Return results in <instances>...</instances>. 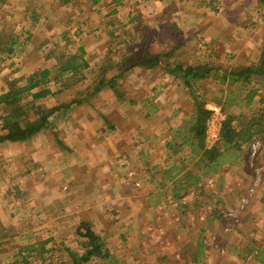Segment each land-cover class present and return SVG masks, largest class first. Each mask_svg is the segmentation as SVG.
Listing matches in <instances>:
<instances>
[{
    "label": "rangeland",
    "instance_id": "obj_1",
    "mask_svg": "<svg viewBox=\"0 0 264 264\" xmlns=\"http://www.w3.org/2000/svg\"><path fill=\"white\" fill-rule=\"evenodd\" d=\"M175 1L125 0L115 11L116 5L111 1L96 5L91 0H8L0 11V35L7 40L14 32H21L22 40L16 49L14 47L13 57L0 60V94L7 90L13 77L28 76L38 68H53L58 59L49 57L51 51L59 53L61 47L67 50V46L75 49L83 46L89 67L76 75L63 76L62 80L55 79L51 85L54 94L39 100L36 111L41 113L54 106H77V102L73 103L75 98L83 95L89 101L92 95L108 86H115L111 88L119 97L124 96L121 76L123 72L139 69L140 65L133 66L136 60L133 56L141 49L140 32L146 26L150 29L152 62L162 57L163 52H169L171 55L164 57L169 61L176 59L191 63L210 60L238 68L258 63L264 57V17L261 21L259 14H250L256 7L255 0ZM242 2L248 4L243 9L251 11L244 14L240 11L239 15L238 4L242 5ZM134 36L135 41L132 40ZM143 68L153 71L151 80L137 90L136 97L132 86L129 90L132 97L127 100H148L151 98V86L158 82L178 84L165 63L151 67L143 65ZM57 74L54 72L52 77ZM114 76L118 77L115 82L104 81L100 86L104 78L110 80ZM206 83L216 86L213 80L202 81L203 85ZM254 83V87L264 95V83ZM94 90L96 92L92 94ZM184 91L188 98L186 102L192 106L193 101ZM209 96L214 97V94ZM157 100L158 105L143 102L142 106L144 111H151L153 117L147 118L146 126L160 132L159 146L147 148L148 143H145L143 149L133 151V154L138 153L136 161L140 167L133 158L122 167L123 179H119V175L116 178L126 183V187L117 191L129 210V218L124 214L121 217L129 222L126 224L117 216L110 215L107 232L112 224H116V228L126 224L128 234L124 239L119 234L107 239L110 248L117 251V258H103L106 264H120L121 259V264H264V146L261 143L254 148L251 143L246 153L225 156H222L221 141L211 149L206 146L204 155L212 159L222 156L225 165L218 174L203 176L197 184L199 186L189 190L187 182H181L177 173L194 167L201 157L200 152L185 145L179 150H168L164 141L172 138L179 126L185 125L190 117L184 112L190 110L181 106L176 90L172 93L161 91L154 95V102ZM92 101L90 106L99 105V100ZM105 101L108 103L105 106H121L120 101L119 104ZM240 103L243 104L235 106V110L244 111L249 117L252 107L245 101ZM257 104L254 102L252 106ZM144 115L145 112L141 117ZM129 130H136L135 126H130ZM151 133L154 134L153 131ZM149 137L151 134H146V139ZM171 168L176 169L165 170ZM173 176L177 178L173 179ZM161 181H166V184L160 185ZM184 185H187L185 191L177 197L174 190ZM153 187L154 191L151 190ZM75 189L80 192L79 196L85 194L88 198L87 203L80 206V212L85 214L86 207L94 208L90 207L91 201L97 203L93 197L96 195L84 184ZM111 193V197L115 195V192ZM181 200L187 201L186 206L180 204ZM90 220L94 223L93 219ZM152 220L155 221L151 223ZM102 222L100 219L99 224L104 229ZM145 222L148 223L146 228L143 226ZM82 231L85 232L84 229ZM14 233L16 230L13 229V241L8 242L7 249L4 245L6 251L0 253V264H11L15 260L20 243ZM72 234L70 242L73 244L77 232L74 230ZM49 236L57 238L51 242L49 251L53 254L54 264H65L64 256L68 253L65 251L61 258V250L66 246L62 236ZM127 237L129 239L125 240ZM0 242L4 244V239L1 238ZM196 243L201 244L200 248H194ZM77 244L80 246L79 237ZM196 251L197 257H194L193 252ZM123 252L124 258L121 256ZM147 256H150L148 261L140 260ZM38 257L39 254L32 257L34 264L42 261L47 264L46 256H41L42 260ZM99 262L95 260L87 264H101Z\"/></svg>",
    "mask_w": 264,
    "mask_h": 264
},
{
    "label": "crops",
    "instance_id": "obj_2",
    "mask_svg": "<svg viewBox=\"0 0 264 264\" xmlns=\"http://www.w3.org/2000/svg\"><path fill=\"white\" fill-rule=\"evenodd\" d=\"M175 2L174 0L173 3ZM255 4L256 7L250 14H259L263 21L264 0H255ZM238 5L237 14L240 11V14L251 11L243 9L248 6L245 2ZM152 73L150 69L145 70L143 65L136 71L123 72L121 80L125 87L124 96L119 97L109 86L96 94L94 90L91 93L95 95L89 101L83 95L75 98L73 103L77 102V106L49 108L57 111L59 119L55 126L41 130L33 141H5L0 145V230L6 249L8 242L12 240L13 229L16 230L14 237L16 236L20 244L44 239L53 241L54 238L57 239L56 236L49 234H60L67 247L78 248V231L82 229L81 225L87 218L94 220L96 232L104 238L119 234L124 239L128 234L125 226L129 220L121 216L124 214V217L129 218V210L117 191L126 187V183L121 182L124 177L122 167L127 166L126 163L133 161V158L140 167L136 161L138 153L133 154V151L143 149L145 143H148L145 144L147 148L158 147L161 138L160 132L146 126L147 118L153 117L151 111H144L142 103L158 105V100L154 102V95H159L161 91L172 93L176 90L181 106H187L190 110L184 114L190 117L194 110L193 104L190 106L191 103L186 102L188 98L184 89L175 82H158L156 86H151V98L148 100H127L143 84L150 82ZM132 86L135 92L129 93ZM95 100H99V105L90 106L91 101L95 103ZM105 100L114 101V104H119L120 101L121 106H105L108 104ZM123 101L126 103L122 104ZM143 112L145 115L141 117ZM132 125L136 130L128 131ZM146 134H151V138L146 139ZM118 175L120 181L116 179ZM80 184H84L86 189L94 190L96 195L93 197L97 203L91 201L90 207L94 208L86 207L85 214L80 212V206L85 205L88 198L85 194L79 196L80 192L75 189ZM194 188L195 186H190L189 190ZM151 190L154 191L155 187ZM112 191L115 195L111 197ZM132 212L131 210L130 213ZM110 215L117 216V219L120 218L126 224L122 228H116V224H112L107 232V219L111 218ZM99 218L103 220L104 229L99 224ZM153 221L155 220L150 222ZM147 225L145 222L144 228ZM74 230L77 232V241L72 244L70 241ZM128 239L129 237L125 240ZM50 244L47 245L48 248ZM65 251L61 250L62 256ZM121 256L125 257V253H121ZM148 258L150 256L140 260L146 262ZM95 260L106 264L103 257H94L92 262Z\"/></svg>",
    "mask_w": 264,
    "mask_h": 264
},
{
    "label": "trees",
    "instance_id": "obj_3",
    "mask_svg": "<svg viewBox=\"0 0 264 264\" xmlns=\"http://www.w3.org/2000/svg\"><path fill=\"white\" fill-rule=\"evenodd\" d=\"M7 1L0 0V11ZM91 1L96 5H100L103 1H111L116 5L115 11L125 2V0ZM149 30V27L146 26L140 32L142 46L139 52L133 56L136 59L133 61V66L151 67L165 63L167 70L178 80V85L187 91L194 106L185 125L179 126L176 129V134L164 141V146L168 150H179L185 145L191 147L193 151L200 152L201 155L194 167L177 173V176L180 175L179 180L184 184L187 182L186 184L189 185L174 190V194L180 197L186 187L199 186L197 184L203 179V176L218 174L225 161L222 160V156L234 155L236 152L240 155L246 153L249 145L256 138L260 139L264 146V95L259 88L254 87L256 81L264 83V57L258 63L238 68L226 66L224 63L215 64L210 60L191 63H184L176 59L169 61L164 58L171 55L169 52H163L162 57L160 56L152 62L149 49ZM21 34V32H14L7 40L0 35V60L14 56V47L16 49V45L22 40ZM132 40L135 41L136 37L134 36ZM72 43L75 42L72 41ZM55 51H51L49 55V57L56 56L58 59L53 68H38L28 76L13 77L9 81L7 90L0 94V145L5 141L31 142L41 130L55 126L58 121L59 116L56 115L55 109L38 113L36 111L38 101L54 94L51 85L55 79L58 81L62 80L63 76L76 75L88 68L89 62L86 59V50L83 46H78L76 49L67 46V50L61 47L60 52L64 53ZM54 72L58 74L52 77ZM117 78V76L110 80L104 78L105 80L101 82L100 86L104 84V81L112 84ZM207 80H213L216 86L213 87L209 83L203 85L202 81L206 82ZM118 92L121 93V90ZM211 94H214V97L209 96ZM241 101H245L247 106L252 107L249 117L244 111L237 112L235 110V106L243 104L240 103ZM254 102L258 104L252 106ZM212 105L222 106L223 112L226 113L221 133L222 138L219 143L223 147V153L222 156L214 159L206 157V154L203 153L206 149L207 121L212 114ZM218 161L220 162L217 163ZM175 169L171 168L169 171ZM177 176H173V179H176ZM165 184L166 181L160 182L162 186ZM186 202L181 200L180 204L186 206ZM81 227L85 232L82 229L78 231L80 246L78 248L64 247L68 253L64 256L65 264H87L94 257L111 258L112 260L117 258V251L110 248L107 242L108 237L104 238L96 232L90 218L85 219ZM1 238L4 236L0 230ZM50 241L52 239L20 244L18 252L15 254V260L11 264H34L32 257L36 254H39L38 259H41V256H46L47 264H54L53 254H49L51 248L47 247ZM200 245V243H196L194 248H200ZM5 251L4 245L0 242V253ZM196 254L197 251L193 252L194 257H197ZM61 258H63L62 255ZM58 263L62 264L63 262ZM35 264L46 263L42 261L35 262Z\"/></svg>",
    "mask_w": 264,
    "mask_h": 264
},
{
    "label": "built area",
    "instance_id": "obj_4",
    "mask_svg": "<svg viewBox=\"0 0 264 264\" xmlns=\"http://www.w3.org/2000/svg\"><path fill=\"white\" fill-rule=\"evenodd\" d=\"M212 114L211 117L207 121V136H206V146L208 148H213L218 145V143L221 141V133H222V127L223 122L226 118L222 107L218 105H214L211 107ZM253 147L257 148L262 143L260 139L256 138L253 140Z\"/></svg>",
    "mask_w": 264,
    "mask_h": 264
}]
</instances>
